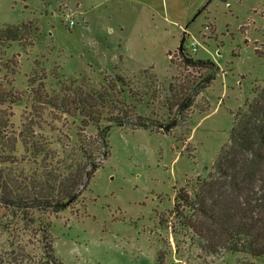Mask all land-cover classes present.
<instances>
[{"label":"rangeland","instance_id":"1","mask_svg":"<svg viewBox=\"0 0 264 264\" xmlns=\"http://www.w3.org/2000/svg\"><path fill=\"white\" fill-rule=\"evenodd\" d=\"M208 1L0 0V26L31 21L40 28L31 45L16 42L6 50V56L17 55L13 86L19 91L43 71L47 86L54 88L62 76L85 75L99 85L123 74L136 89H145L142 84L148 82L149 93L136 109L159 117L167 112L170 85L184 74L198 75L183 63L182 39L190 56L218 65L216 78L188 112L189 122L172 134L111 127L110 154L87 190L77 203L51 217L55 254L63 262L236 264L243 258L204 249L172 213L176 189L191 191L198 176L208 177L229 138L233 112L264 83V0ZM68 18L75 24L69 25ZM145 69L156 78L144 79ZM29 105L25 96L4 106L13 114L14 130ZM201 107L208 109L201 112ZM50 123L48 134L56 147L69 143L65 135L76 139L71 120ZM84 132L95 134L96 129ZM10 232L0 230V264L39 261V241Z\"/></svg>","mask_w":264,"mask_h":264},{"label":"trees","instance_id":"2","mask_svg":"<svg viewBox=\"0 0 264 264\" xmlns=\"http://www.w3.org/2000/svg\"><path fill=\"white\" fill-rule=\"evenodd\" d=\"M39 32L31 21L0 26V230L15 236L29 234L39 241V261L27 264H77L65 263L55 254L51 217L77 203L87 190L110 154L111 127L172 134L187 125L188 112L216 78L218 65L190 56L182 39L183 63L198 75L184 74L179 83L170 85L164 115H145L136 106L148 95V82L142 84L145 89H136L123 74L106 77L99 85L85 75L62 76L54 88L47 86L43 71L29 81L25 91L15 88L18 59L16 54L6 56V50L16 42L31 45ZM142 74L144 79L156 78L148 69ZM25 96L30 105L16 131L13 114L4 106L20 103ZM62 117L71 120L69 128H76V139L65 135L69 143L56 147L48 132L53 130L50 122ZM233 117L229 138L208 177L198 176L191 191L176 189L172 213L204 249L241 254L236 264H264V83L253 88L252 96ZM91 126L95 134H86ZM22 251L26 254L25 247Z\"/></svg>","mask_w":264,"mask_h":264},{"label":"built area","instance_id":"3","mask_svg":"<svg viewBox=\"0 0 264 264\" xmlns=\"http://www.w3.org/2000/svg\"><path fill=\"white\" fill-rule=\"evenodd\" d=\"M68 24H69V25H74V24H75L74 19L68 18ZM192 49H193L194 51L197 50V47H196V44H195V43H192Z\"/></svg>","mask_w":264,"mask_h":264}]
</instances>
